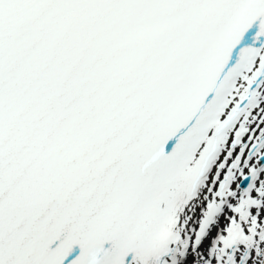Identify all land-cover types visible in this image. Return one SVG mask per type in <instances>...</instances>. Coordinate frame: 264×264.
Returning a JSON list of instances; mask_svg holds the SVG:
<instances>
[{
  "label": "snow or ice",
  "instance_id": "snow-or-ice-1",
  "mask_svg": "<svg viewBox=\"0 0 264 264\" xmlns=\"http://www.w3.org/2000/svg\"><path fill=\"white\" fill-rule=\"evenodd\" d=\"M0 264H264V0H0Z\"/></svg>",
  "mask_w": 264,
  "mask_h": 264
}]
</instances>
